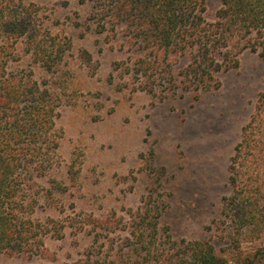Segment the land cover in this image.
Returning <instances> with one entry per match:
<instances>
[{
  "label": "rangeland",
  "instance_id": "1",
  "mask_svg": "<svg viewBox=\"0 0 264 264\" xmlns=\"http://www.w3.org/2000/svg\"><path fill=\"white\" fill-rule=\"evenodd\" d=\"M218 3L206 0L209 18ZM8 21L25 31L8 35ZM102 22L91 0H0L9 67L31 71L59 101V146L35 179L31 213L44 251L0 252V264L120 260L151 193L162 204L163 235L179 246L209 242L238 264L240 250L264 246V231L251 237L222 212L233 193L230 157L264 91V56L243 51L239 65L218 73L219 85L208 90H151L133 75L136 45Z\"/></svg>",
  "mask_w": 264,
  "mask_h": 264
},
{
  "label": "trees",
  "instance_id": "2",
  "mask_svg": "<svg viewBox=\"0 0 264 264\" xmlns=\"http://www.w3.org/2000/svg\"><path fill=\"white\" fill-rule=\"evenodd\" d=\"M91 1L102 27H120L136 45L133 75L147 83L144 88L208 90L219 85L218 73L239 65L243 51L264 56V0H219L211 18L206 0ZM3 29L17 36L26 28L8 21ZM2 42L0 38V252L32 256L44 251L41 223L31 213L38 201L35 179L50 167L59 146V101L31 71L9 67ZM180 62L184 64L176 70ZM228 170L233 193L224 198L223 215H232L235 228H247L251 237L263 233L264 91L242 127ZM140 208L131 240L120 248V260L110 264H229L209 242L179 246L163 235L162 204L153 193ZM89 257L75 264H102ZM261 263L264 246L238 252V264Z\"/></svg>",
  "mask_w": 264,
  "mask_h": 264
}]
</instances>
